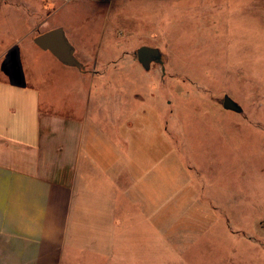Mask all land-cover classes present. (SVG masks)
I'll use <instances>...</instances> for the list:
<instances>
[{
  "label": "rangeland",
  "instance_id": "rangeland-1",
  "mask_svg": "<svg viewBox=\"0 0 264 264\" xmlns=\"http://www.w3.org/2000/svg\"><path fill=\"white\" fill-rule=\"evenodd\" d=\"M41 7L84 49L75 51L84 70L67 67L32 32L26 59L43 91L52 89L63 108L81 107L76 90L114 96L105 106L124 116L121 142L101 118L93 138L105 154L120 148L147 187L153 229L133 227L123 264L141 263L142 248L153 253L148 264H264V0ZM144 46L160 49L163 67H142L136 52ZM80 73L99 75L81 81ZM225 95L243 113L226 111Z\"/></svg>",
  "mask_w": 264,
  "mask_h": 264
},
{
  "label": "crops",
  "instance_id": "crops-1",
  "mask_svg": "<svg viewBox=\"0 0 264 264\" xmlns=\"http://www.w3.org/2000/svg\"><path fill=\"white\" fill-rule=\"evenodd\" d=\"M43 1L0 0V264H123L133 227L153 229L147 187L120 148L105 154L93 138L101 118L121 142L124 116L105 106L114 96L76 90L81 107L63 108L29 67L33 31L62 28L84 50L53 24L51 9L43 15ZM150 251L142 248L139 264Z\"/></svg>",
  "mask_w": 264,
  "mask_h": 264
},
{
  "label": "water",
  "instance_id": "water-1",
  "mask_svg": "<svg viewBox=\"0 0 264 264\" xmlns=\"http://www.w3.org/2000/svg\"><path fill=\"white\" fill-rule=\"evenodd\" d=\"M34 43L43 51L51 52L62 64L82 70L83 64L75 56V49L68 40L64 29L56 28L38 35ZM137 59L142 67L149 71L152 63L164 64L160 49L152 47H141L137 50ZM222 106L226 111L237 114L243 113V108L229 95L222 99Z\"/></svg>",
  "mask_w": 264,
  "mask_h": 264
},
{
  "label": "flooded vegetation",
  "instance_id": "flooded-vegetation-1",
  "mask_svg": "<svg viewBox=\"0 0 264 264\" xmlns=\"http://www.w3.org/2000/svg\"><path fill=\"white\" fill-rule=\"evenodd\" d=\"M152 64L160 65V66H162V67H163V65H161V64H157V63H152Z\"/></svg>",
  "mask_w": 264,
  "mask_h": 264
}]
</instances>
